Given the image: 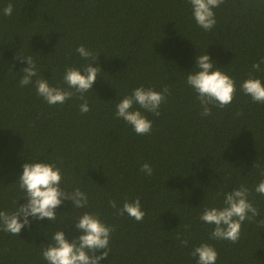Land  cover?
<instances>
[{
	"label": "trees",
	"instance_id": "1",
	"mask_svg": "<svg viewBox=\"0 0 264 264\" xmlns=\"http://www.w3.org/2000/svg\"><path fill=\"white\" fill-rule=\"evenodd\" d=\"M9 3L13 12L5 16ZM214 13L216 24L205 31L188 0H0V211L27 202L17 180L29 162L54 163L62 187L88 197L84 208L62 203L56 221L29 218L18 236L0 230V264H48L42 250L54 232L78 237L75 223L85 212L115 228L100 264H197L191 253L204 243L218 252L216 264H264V227L257 223L264 195L255 192L264 180V104L240 88L249 73L264 83V63L261 71L252 68L264 58V0H224ZM80 45L99 54L98 79L84 99L77 93L49 105L35 79L74 91L64 82L66 69L93 62L79 55ZM205 53L237 89L232 103L212 107L211 116L201 115L187 84ZM19 56L35 61L33 84L20 85L28 64ZM141 86L170 90L159 116L134 105L152 121L146 135L115 116L116 105ZM85 100L90 111L81 113ZM144 163L151 176L141 171ZM241 186L260 215L242 224L237 243L212 239L214 226L200 215L222 208L224 194ZM137 197L143 220L120 216L117 209Z\"/></svg>",
	"mask_w": 264,
	"mask_h": 264
},
{
	"label": "clouds",
	"instance_id": "2",
	"mask_svg": "<svg viewBox=\"0 0 264 264\" xmlns=\"http://www.w3.org/2000/svg\"><path fill=\"white\" fill-rule=\"evenodd\" d=\"M188 3L191 5L196 24L209 31L216 24L214 9L223 4L224 0H188ZM12 12L13 5L9 3L3 9V14L11 16ZM76 51L82 58L91 59L93 62L82 67L83 74L80 68L66 69L64 82L74 91L50 86L47 79H35L37 94L49 105L63 104L77 93L80 94V99H84L83 94L91 90L98 79L102 70L99 66L93 67V63L99 54L93 55L83 45L78 46ZM19 58L22 62L26 60L28 64V67L21 70L23 76L19 81L20 85L33 84V77L38 76L35 61L31 56H19ZM261 63H264V58L252 65L253 70L261 71ZM195 68L198 70L187 75V84L197 93L202 116H211L212 107L225 108L232 103L237 91L235 81L221 71V68L216 67L207 53L196 57ZM240 88L254 103L264 104V83L260 79L254 78L249 73V78L242 82ZM169 94L170 90L167 86L162 91L143 86L137 87L116 105L115 116L131 125L136 134H149L152 130V121L141 111L133 110V107L139 105L146 112L159 116L160 106L166 102ZM80 111L81 113L90 111L86 100L80 105ZM22 167V174L17 181L20 190L25 193L27 202L17 207L14 212L0 211V230L18 236L23 228L31 226L29 218L34 220L47 218L49 221H56V209L65 201L70 200L75 208H84L88 205L85 192L79 188L69 192L62 187L61 169L54 163L29 162L24 163ZM141 171L148 176L153 174V168L148 163L141 165ZM255 192L264 195V180L256 186ZM248 196L249 190L241 186L224 194L222 208L212 207L203 210L199 219L214 226L211 232L212 239L227 240L232 243L239 241L242 224L246 220L253 222L260 215L258 208L249 201ZM109 204L117 209L116 201L110 200ZM117 211L120 216L127 214L137 222L142 221L145 216L139 197L132 202L125 201L122 208H118ZM257 223L258 226L264 227V219ZM75 228L81 234L71 241L63 230L54 232L51 237L52 243L42 250L43 259L48 264H100L101 260L108 258L114 226L105 224L96 214L85 212L75 223ZM181 244L186 246L188 241L182 240ZM97 252L99 255L96 254ZM191 254L198 258L197 264H216L218 259V252L214 246L207 243L195 247Z\"/></svg>",
	"mask_w": 264,
	"mask_h": 264
}]
</instances>
